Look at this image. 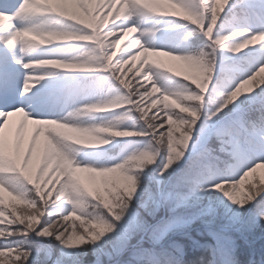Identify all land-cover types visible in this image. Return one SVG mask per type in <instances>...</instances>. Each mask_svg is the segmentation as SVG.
Segmentation results:
<instances>
[{
  "label": "snow or ice",
  "instance_id": "obj_1",
  "mask_svg": "<svg viewBox=\"0 0 264 264\" xmlns=\"http://www.w3.org/2000/svg\"><path fill=\"white\" fill-rule=\"evenodd\" d=\"M261 168L264 0H0V264H264Z\"/></svg>",
  "mask_w": 264,
  "mask_h": 264
},
{
  "label": "trees",
  "instance_id": "obj_2",
  "mask_svg": "<svg viewBox=\"0 0 264 264\" xmlns=\"http://www.w3.org/2000/svg\"><path fill=\"white\" fill-rule=\"evenodd\" d=\"M243 21L242 19L241 20H237V22H241ZM228 23L229 21L226 23L225 27L227 28L228 27ZM171 79V82L170 81H165L166 84L168 85H173L175 87V90L177 91H183V88L176 85L174 82L175 81H179L181 80V78L179 77H172V74H169ZM128 123H131V121H128ZM103 147H109L108 145H105ZM255 178V179H254ZM261 179H264V168H261V169H257V171L253 174H251L249 177H248V181H247V184H251L253 182H256V183H259L261 181ZM22 207V206H21ZM77 223H79V221H77ZM254 247L256 249V251H260L262 249H264V238H260L259 235H257L254 239Z\"/></svg>",
  "mask_w": 264,
  "mask_h": 264
},
{
  "label": "rangeland",
  "instance_id": "obj_3",
  "mask_svg": "<svg viewBox=\"0 0 264 264\" xmlns=\"http://www.w3.org/2000/svg\"><path fill=\"white\" fill-rule=\"evenodd\" d=\"M138 20H139V22H140V24L142 25V26H145V27H154V28H156L157 27V25L158 24H160V20H159V22L157 23V19L158 18H137ZM142 39H144V40H148V39H153V38H151V37H144V38H142ZM10 119H19V116H16V117H13V118H10ZM84 121H88L89 120V118L88 117H83L82 118ZM77 159H79V157H77ZM82 166V165H81Z\"/></svg>",
  "mask_w": 264,
  "mask_h": 264
}]
</instances>
